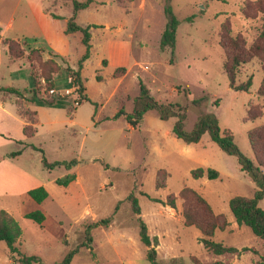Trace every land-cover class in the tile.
Listing matches in <instances>:
<instances>
[{
	"label": "rangeland",
	"instance_id": "obj_1",
	"mask_svg": "<svg viewBox=\"0 0 264 264\" xmlns=\"http://www.w3.org/2000/svg\"><path fill=\"white\" fill-rule=\"evenodd\" d=\"M164 1L93 0L75 20L92 27L90 56L83 61V33H66L73 0H0V210L22 227L17 243L22 253L59 262L68 249L86 240L89 225L112 217L109 226L90 229L92 248L81 247L71 264H150L128 201L134 193L151 238H158L161 264H256L264 257V240L238 225L229 206L234 196L254 197L260 187L209 132L190 144L174 132L178 123L191 133L202 115L215 117L221 131L231 132L244 155L253 158L248 132L264 126V112L250 120L264 102L258 95L264 60L242 64L235 84L252 77V85L246 91L234 89L224 69L223 44L226 28L243 39L246 49L264 43V0H169L180 20L174 55L170 47H161L167 24ZM192 15L196 17L190 22ZM6 39L14 41V54ZM50 59L62 68L53 74L59 89L73 86L70 71H79L83 62L80 77L88 99L75 105L76 92L66 97L48 93L44 72ZM33 76L39 80L36 101ZM142 83L169 112L168 119L152 109L138 126L130 123L128 116L144 100ZM52 99L54 105L44 102ZM21 115L36 125L34 136L25 137ZM19 149L23 152L14 156ZM43 154L60 164L46 167ZM74 160L77 179L68 187L58 185ZM197 168H213L220 176L196 179L192 171ZM165 177L166 186L158 188V179ZM40 186L49 193L42 203L28 194ZM186 187L200 193L229 223L211 239L239 252L218 255L205 248L201 240L206 236L185 223L183 210L190 207L200 221L210 218L195 197H182ZM170 196L176 197L175 208L154 201ZM259 205L264 209V198ZM35 210L45 213L43 225L25 217ZM0 264H21L4 241Z\"/></svg>",
	"mask_w": 264,
	"mask_h": 264
},
{
	"label": "trees",
	"instance_id": "obj_2",
	"mask_svg": "<svg viewBox=\"0 0 264 264\" xmlns=\"http://www.w3.org/2000/svg\"><path fill=\"white\" fill-rule=\"evenodd\" d=\"M93 2V0H86V1H79V0H73L74 5V12L71 19L68 21V26L66 29V33L71 34L78 31H81L83 33V43L86 45L87 51L83 57V61L87 59L90 56L92 44H91V26H80L75 21L78 13L89 7V5ZM164 5V12L167 18V24L166 29L163 34V39L161 41V47L162 49H165L166 47H170L173 51H175L176 47V36L177 31L180 25V20L173 12V9L171 5L169 4V0H165L163 2ZM195 15H192L188 18L190 22L193 21L195 18ZM227 35L225 38L226 42H224V47L227 51V59L224 63V69L226 71V74L228 78L230 79L231 85L234 89L237 90H249V88L252 85V77L248 79L246 83H242L239 85H236V74L238 72L239 67L242 64H245L249 61H251L254 58H258L260 60H264V43L262 44H253L250 48L246 49L244 46V41L241 37L235 36L233 37L231 35L232 31L229 28H226ZM261 38L264 40V31L261 33ZM5 42L9 46V50L11 54H14L15 48H14V41L11 39H6ZM37 50V49H36ZM38 51H33V53H36ZM18 56V55H16ZM82 63L80 64V70L82 68ZM48 65V69L44 72L45 80L48 82V87H56L53 80V74L59 73L61 71V65L57 63L55 60L50 59L46 63ZM80 70L79 71H70V76L75 77V82L79 85L78 92L80 96L83 99H88L87 96L84 95L85 88L81 82L80 77ZM124 70V68H122ZM33 89H32V99L33 101L39 100L38 98V85L39 80L36 76H33ZM48 88V89H49ZM6 91H9L10 93L17 94L21 96L23 93L20 89L16 87H7L4 88ZM142 98L144 100L141 101V104H139L135 110L133 115H129V121L133 126H138L141 119L143 118L144 114L148 110L156 109L158 110L160 117L162 119H168L170 114L167 112L157 101L152 99L150 96V90L148 87L142 83L141 88ZM258 95L264 98V78L262 80V83L259 87ZM44 102L48 105H54L55 100H44ZM259 112L257 114H254L250 117V120H255L259 117L263 116L264 112V102L260 108ZM250 110V108L248 109ZM22 114V113H21ZM249 120V119H248ZM36 124V122H35ZM37 131V127H32L28 123L24 126V134L30 138L34 136V134ZM174 132L176 133L178 138L183 139L186 143H198L202 136L209 132L211 135V139L225 152L231 155H235L238 158L239 164L241 166V169L245 171L250 178L253 180V182L257 183V185L260 187L259 190L255 192L254 197H246V196H234L231 198L229 202V206L231 209V212L233 213L236 222L240 226H248L252 232L264 240V209L260 207L259 201L264 198V175L263 168H264V126H258L252 128L248 132V138L250 141V147L253 152V158H248L244 155V153L239 149V147L236 145L234 135L229 131H221V128L219 126V122L215 117L202 115L200 117V121L198 125L195 127V129L191 133H186L184 130H182V125L178 123L174 129ZM22 149H19L13 153L14 156L21 154ZM43 162L46 167H54L60 163H50L45 155L43 154ZM76 160H74L72 163L67 165L68 173L62 177L58 178L56 180V183L63 187H68L77 179V175L75 172H72V164L75 163ZM193 177L198 179L202 178L204 176H207L210 179H217L219 178V172L213 168H197L192 171ZM166 177L165 179L157 181V187H165L166 185ZM29 196L35 200L38 203H42L48 196L49 193L47 189L44 186L36 187L28 192ZM182 197L186 199L187 196H193L195 199L202 205V208L207 211L208 216L210 218V221H200L198 220L192 209L190 207H186L183 210V217L185 220V223L187 225H194L198 227L203 234L206 236L202 238L201 242L204 244L205 248L209 251L222 255V254H235L239 252V249L234 246H227L224 245L221 242L215 241L211 239V237L214 236L215 231L217 229H224L229 223L226 220V218L222 214H215L213 212V209L211 207V204L197 191H195L192 188L186 187L181 192ZM128 201L130 202L132 206V211L134 214L137 215V222L139 224L140 229V238L142 243L148 247L147 250V260L150 262V264H161L158 258V251H157V245L158 238L154 237L151 238L148 230L147 223L144 221L143 217L141 216L142 209L139 203L138 197L131 193L128 197ZM156 202H160L166 205H169L170 207L175 208L176 207V197L170 196L167 201H163L161 199H154ZM25 217L29 218L36 223L43 225L46 220V215L41 210H35L25 213ZM112 221V217H108L105 219H102L98 222H95L88 226V229L86 232V240L81 242L76 248L68 249L63 259L59 262L54 263H46L42 261L39 256L37 255H26L22 253L19 250V247L17 246V243L22 236V227L20 226L19 222L6 210L2 209L0 210V242L4 241L9 251L15 255L18 256V261L21 264H33V263H39V264H71L74 257L78 254L79 249L81 247H88L92 248L91 242L93 238L89 235L90 229L97 227V226H109ZM65 243H67V240H65ZM244 250H253L244 248ZM257 253V251H255ZM176 261V259H174ZM212 264H223L221 261H217ZM256 264H264V257H260L259 260L256 261Z\"/></svg>",
	"mask_w": 264,
	"mask_h": 264
},
{
	"label": "built area",
	"instance_id": "obj_3",
	"mask_svg": "<svg viewBox=\"0 0 264 264\" xmlns=\"http://www.w3.org/2000/svg\"><path fill=\"white\" fill-rule=\"evenodd\" d=\"M69 81L70 83H72V87L69 88H57V87H52L50 89H48V93L52 96H60V97H66L69 94H72L74 92H76L77 94H79L78 89H79V85L75 82V77L74 76H70L69 77ZM80 95V94H79ZM82 99L81 96H79V98L77 100L74 101L75 105L80 104V100Z\"/></svg>",
	"mask_w": 264,
	"mask_h": 264
},
{
	"label": "crops",
	"instance_id": "obj_4",
	"mask_svg": "<svg viewBox=\"0 0 264 264\" xmlns=\"http://www.w3.org/2000/svg\"><path fill=\"white\" fill-rule=\"evenodd\" d=\"M17 110H18V108H17ZM37 112V111H36ZM18 113H19V111H18ZM20 115V114H19ZM37 116V115H36ZM21 117L23 118V120L25 119L22 115H21ZM38 122V121H37ZM23 123H24V125H23V132H24V126L27 124V121H26V119L23 121ZM36 126V125H35ZM25 135V134H24ZM25 137H27L26 135H25ZM22 152H23V149H22Z\"/></svg>",
	"mask_w": 264,
	"mask_h": 264
}]
</instances>
